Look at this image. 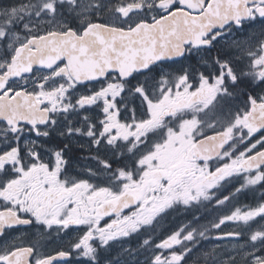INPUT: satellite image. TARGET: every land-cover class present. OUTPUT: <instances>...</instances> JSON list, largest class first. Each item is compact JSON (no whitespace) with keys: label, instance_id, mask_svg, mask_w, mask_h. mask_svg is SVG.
I'll list each match as a JSON object with an SVG mask.
<instances>
[{"label":"snow or ice","instance_id":"snow-or-ice-1","mask_svg":"<svg viewBox=\"0 0 264 264\" xmlns=\"http://www.w3.org/2000/svg\"><path fill=\"white\" fill-rule=\"evenodd\" d=\"M0 264H264V0H0Z\"/></svg>","mask_w":264,"mask_h":264},{"label":"flooded vegetation","instance_id":"flooded-vegetation-1","mask_svg":"<svg viewBox=\"0 0 264 264\" xmlns=\"http://www.w3.org/2000/svg\"><path fill=\"white\" fill-rule=\"evenodd\" d=\"M241 201L244 204H248L251 203V197L250 196H245V197H241ZM205 215H207L208 220H212L215 216L219 215L218 212H214L211 209L209 210L208 213H205ZM205 223H207V221H204ZM229 230L228 228H225V231ZM211 235H215V233H212ZM216 243H226V241H217L215 239H209V240H205V241H201V244L203 245V248L207 249L210 248L212 245L216 244Z\"/></svg>","mask_w":264,"mask_h":264},{"label":"rangeland","instance_id":"rangeland-1","mask_svg":"<svg viewBox=\"0 0 264 264\" xmlns=\"http://www.w3.org/2000/svg\"><path fill=\"white\" fill-rule=\"evenodd\" d=\"M4 2H7V0H4Z\"/></svg>","mask_w":264,"mask_h":264}]
</instances>
